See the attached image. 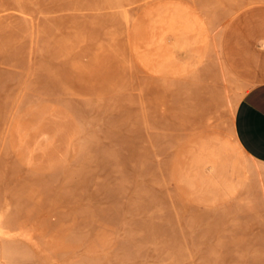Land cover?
I'll use <instances>...</instances> for the list:
<instances>
[{
	"label": "rangeland",
	"instance_id": "1",
	"mask_svg": "<svg viewBox=\"0 0 264 264\" xmlns=\"http://www.w3.org/2000/svg\"><path fill=\"white\" fill-rule=\"evenodd\" d=\"M215 20L229 57L262 51L263 0H0V224L20 264H264V210L221 204L208 168L228 159L222 83L209 61L187 77ZM61 113L62 169L39 171L37 119Z\"/></svg>",
	"mask_w": 264,
	"mask_h": 264
},
{
	"label": "crops",
	"instance_id": "2",
	"mask_svg": "<svg viewBox=\"0 0 264 264\" xmlns=\"http://www.w3.org/2000/svg\"><path fill=\"white\" fill-rule=\"evenodd\" d=\"M259 31L256 44L262 51L247 50L242 58H231L219 37L214 60L205 53L199 65L209 61L213 66L222 83L219 95L226 102L228 115L214 129L216 137L211 142L228 159L208 167L221 179L216 186L218 201L242 205L245 202L240 197H245L248 201L245 204L264 210V187H261L264 186V26ZM227 102L235 104L232 114ZM256 183L260 186H255Z\"/></svg>",
	"mask_w": 264,
	"mask_h": 264
},
{
	"label": "bare ground",
	"instance_id": "3",
	"mask_svg": "<svg viewBox=\"0 0 264 264\" xmlns=\"http://www.w3.org/2000/svg\"><path fill=\"white\" fill-rule=\"evenodd\" d=\"M256 1H258V0H256ZM218 18H220V17L217 16V19ZM216 20L211 22L209 30L207 32V39L205 40V43L200 46L199 56L201 57V59L197 60L195 58V59L191 60V63H188V65H187V67H188L187 77H190L192 75L191 71L194 68V67L192 68V63L194 62L195 65H199V63L201 62V60H202V58H203L205 53L210 54L209 55L210 56L209 59L214 60L215 53H216L217 48H218V38H219L218 34L216 35V33H215V32H218V31H216V27L219 24V23L218 24L216 23L217 22ZM221 26H223V25H221ZM233 89H235V88H233ZM227 103H228V106L230 107L229 108L230 113L232 114L235 111V104H233L231 102H227ZM40 118H41V120H43V124L38 129L36 136H37V138H39L40 136H44V139H45L44 142L45 143L42 142V143H40V145L43 144L42 147H44V144H46L45 148L47 146V149H44L43 151H41V153L37 154L36 155V160H34V161H37V159H38L39 164L37 165L38 166L37 169H39V171L41 169H45V170H49V171H52V172L53 171L54 172H58V171H60L62 169L63 158L68 153V144H67L66 140H67V138H68V136L70 134L76 132V124H74L72 122V120L66 114H62V113L58 114L57 117H52V118L51 117L50 118H46L44 115H41L37 119V121H39ZM232 138H233V136H232ZM36 142L37 141H35V143ZM35 143H34V140H33L30 143L31 145H28V146L31 147ZM25 152L26 153L23 154L24 156L27 153H29V151H25ZM27 157L28 156H25L24 159L28 160ZM35 165H36V163H35ZM35 165H34V167H35ZM259 176H261V175H259ZM260 178H259V180H260ZM261 183H263V182H261ZM256 184H255V186H258V185L260 186V183H256ZM261 187L262 188L264 187L263 184H262ZM248 190H250V189H248ZM240 198L241 199L244 198V199H242L244 201H242L241 199L238 198L240 201L245 202V203L248 202V201L245 200V197H240ZM262 198L264 199V195H263ZM245 203H241V204H245ZM242 217H243V215H242ZM9 218H12V216L9 217ZM2 222H4V220ZM5 222H4V224H5L4 226H2L3 224H0V227L1 226L3 227V228H1L2 230L0 229V264H20L19 259H22L23 257L27 256L29 254V252H28V250L26 249L25 246L20 245L18 242L15 243L13 240L7 238V235H8L9 230H10L8 228L10 226V225H8V223L11 224L10 223L11 220H10V222L9 221L8 222L5 221ZM6 224H7V226H6ZM106 241H107V239H106ZM262 254L263 255H262L261 259H262V263H264V252H262Z\"/></svg>",
	"mask_w": 264,
	"mask_h": 264
}]
</instances>
